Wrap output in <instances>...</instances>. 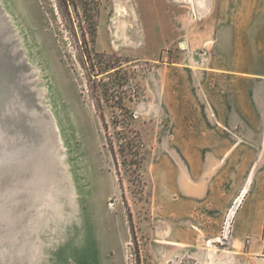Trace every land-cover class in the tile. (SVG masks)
<instances>
[{"label":"rangeland","instance_id":"obj_1","mask_svg":"<svg viewBox=\"0 0 264 264\" xmlns=\"http://www.w3.org/2000/svg\"><path fill=\"white\" fill-rule=\"evenodd\" d=\"M0 2V26L35 66L59 134L0 161V264H205L227 247L222 227L244 190L225 204L207 172L201 187L170 197L192 199L186 227L200 234L195 246H171L168 198L154 180L153 150L176 152L181 134L177 108L162 106L170 64L199 46L215 1L80 0L67 11L56 0Z\"/></svg>","mask_w":264,"mask_h":264},{"label":"crops","instance_id":"obj_2","mask_svg":"<svg viewBox=\"0 0 264 264\" xmlns=\"http://www.w3.org/2000/svg\"><path fill=\"white\" fill-rule=\"evenodd\" d=\"M214 1L216 17L201 21L199 46L170 64L175 76L163 85L162 106L171 115L177 108L171 122L181 132L176 152L153 150L162 158L154 180L168 198L164 236L171 246H195L200 234L186 227L192 199L169 198L201 187L211 172L208 186L229 198L225 204L235 189L244 196L230 244L215 245L205 264H264V0Z\"/></svg>","mask_w":264,"mask_h":264},{"label":"water","instance_id":"obj_3","mask_svg":"<svg viewBox=\"0 0 264 264\" xmlns=\"http://www.w3.org/2000/svg\"><path fill=\"white\" fill-rule=\"evenodd\" d=\"M4 10L0 2V12ZM2 21L0 17V25ZM34 67L23 48H16L0 26V161L11 152L21 151L25 144L39 150L35 143L42 134H58L49 103L44 104L46 99L39 95ZM31 140L36 141L31 144ZM37 174L41 172H34L30 181L34 188L37 183L41 185ZM44 180L51 184V176ZM44 198L52 203L48 195Z\"/></svg>","mask_w":264,"mask_h":264},{"label":"built area","instance_id":"obj_4","mask_svg":"<svg viewBox=\"0 0 264 264\" xmlns=\"http://www.w3.org/2000/svg\"><path fill=\"white\" fill-rule=\"evenodd\" d=\"M242 199L239 200L237 204L232 206L226 216L225 222L222 227V232L220 236V241L223 242H229L232 237V228H233V223L237 215V211L239 209V206L241 204Z\"/></svg>","mask_w":264,"mask_h":264},{"label":"trees","instance_id":"obj_5","mask_svg":"<svg viewBox=\"0 0 264 264\" xmlns=\"http://www.w3.org/2000/svg\"><path fill=\"white\" fill-rule=\"evenodd\" d=\"M56 1H57V4H58L59 8L61 10H66V11L71 6L74 7L75 9H78L79 3H80V0H56ZM73 34L74 35L76 34L75 29H73ZM101 115H102V118L104 119V115L102 113H101ZM128 216H129V223H130V226H131V231L133 233V238L136 239V236L134 234V225H133V222H132V214H131L130 211H128Z\"/></svg>","mask_w":264,"mask_h":264}]
</instances>
